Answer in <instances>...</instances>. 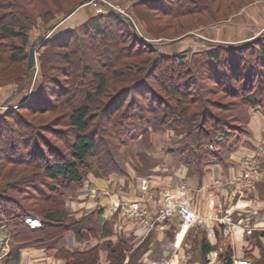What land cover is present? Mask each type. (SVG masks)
<instances>
[{"label": "trees", "instance_id": "trees-1", "mask_svg": "<svg viewBox=\"0 0 264 264\" xmlns=\"http://www.w3.org/2000/svg\"><path fill=\"white\" fill-rule=\"evenodd\" d=\"M81 1L85 0H77L64 11L63 16ZM138 5L162 16L181 15L186 9L180 0H144L135 2L132 8ZM22 23H26V26ZM34 24V17L20 0H0V40L20 34L24 45L27 42V29ZM16 25L18 29L14 28ZM120 28L128 34L119 33ZM125 37H128L125 41H129L128 48L123 53L113 51L111 57L107 58L108 64L141 53L150 54V57L141 63L126 62L127 73L121 71L124 79L113 87L104 72V68L109 67L104 66V55L101 56L109 54L108 48L102 44L98 48L100 55L99 51H94L96 55L90 57V45L83 40L88 38L93 42L108 38L116 39L119 43V39L124 40ZM208 45L210 48L202 52L196 67H193L192 60L179 61L180 56L177 55L162 54L156 57L155 45L141 39L129 22L112 10L93 15L84 24L42 43L39 48L64 51L63 57L71 65V72L66 74L74 84L66 87L56 82L53 87L56 92H50L51 96L59 98L61 106L68 107L61 117L68 129L67 153H61L57 147L43 142L47 147L45 153L42 145L33 141L41 138L40 132L22 114L23 111L44 112L53 107L47 104L50 94L43 95L44 91H40L46 87L45 83L29 103H21L0 115V159L10 165L28 166L29 169L22 178L7 179L4 185L11 189L20 187L19 191L23 193L20 199L5 194L6 188H0V232L11 245L2 259L3 264H15L18 247L44 245L68 231L73 223L68 221L63 195L75 192L88 174L101 177L112 173L124 174L125 160L138 137L149 147L151 131L173 130L179 133L174 153L186 164L191 174L201 173L206 164L222 161L228 156L247 131L250 108L258 106L264 114V30L257 38L244 44ZM21 55L25 64L21 66L19 76H9L7 80L12 78L21 83L27 78L26 51L20 47L17 53L12 54L11 60L15 61ZM70 55H75L78 61L74 63ZM84 56L93 64L86 63ZM168 68L171 71L168 75L160 77L156 74L158 70ZM113 72L111 68L110 74ZM87 76L94 81V87L85 88L79 100L75 99V95H69L71 86L74 91L80 89L77 87ZM149 79L156 82L157 89L148 82ZM109 89L112 92L106 93ZM192 92L195 95L191 96ZM218 92L233 100L236 114L229 113L219 118L209 109L207 103L211 101L204 95L214 96ZM64 94L66 96L62 97ZM194 104L196 111L190 110ZM231 105H220L218 102L214 108L221 111L231 108ZM12 119L15 125L10 124ZM17 128L35 136L23 142L28 144V148L26 152L22 151L21 157L15 158L10 155L13 153L11 147L7 149L2 143L9 142V139L11 141L16 136L15 132L18 134ZM27 216L38 218L40 227L30 228L25 223ZM48 221L58 224L50 227ZM103 247L108 251L111 264H123L120 245L107 242ZM97 249L93 247L84 252L70 253L61 251V255L72 264H96ZM225 264H232L231 258L227 257ZM256 264H264V257Z\"/></svg>", "mask_w": 264, "mask_h": 264}, {"label": "crops", "instance_id": "crops-1", "mask_svg": "<svg viewBox=\"0 0 264 264\" xmlns=\"http://www.w3.org/2000/svg\"><path fill=\"white\" fill-rule=\"evenodd\" d=\"M246 128L224 160L206 164L198 174L189 173L174 153L179 133L151 131L149 147L138 137L125 160V173L88 174L75 192L63 195L72 227L47 244L18 247L15 264H72L61 251L93 247L98 248L96 264H111L103 247L107 242L120 245L123 264H225L227 257L256 264L264 257V114L258 106L250 108ZM251 157L261 175L254 189L245 191L235 175L242 161ZM166 193L196 211L200 222L185 229L174 215L143 235L112 208L116 201L138 202L153 214Z\"/></svg>", "mask_w": 264, "mask_h": 264}, {"label": "rangeland", "instance_id": "rangeland-1", "mask_svg": "<svg viewBox=\"0 0 264 264\" xmlns=\"http://www.w3.org/2000/svg\"><path fill=\"white\" fill-rule=\"evenodd\" d=\"M20 1L27 7L30 15L34 17L35 24L33 27L27 29V42L24 45L22 44L20 34L15 37H3L0 40V115L16 108L17 105L21 103H29L30 98H32L34 93L45 83L46 87L42 88L40 91H42V93L44 91L43 95L47 94L48 96V94H50L48 96L50 97V102L47 104L48 106L53 105V107L44 110V112L29 113L23 111L22 114H24L26 119L30 121L32 127L40 132L41 138H35L33 141H37L39 145L41 144L45 153H47V147L43 145V142H46L53 147H57L61 153H67L68 129L64 126L61 117L64 112L68 111V107L61 106L62 103L59 102V98L57 99L55 96H51L50 93L52 91L56 92L53 89L56 82H59L66 87H68L70 83L71 85L74 84L66 74V72H71V65L63 57L65 52L48 49L47 47L38 48L35 51V67L32 71L27 72L28 76L23 82H17L12 78L7 80L6 77H18L21 72V66L25 64L23 55L17 57V60L13 61L11 60L12 54L17 53L20 47H22L23 51H26L27 54L30 45L37 42L41 35L53 23H55V21L59 20L63 16L64 11L77 2V0ZM99 1L100 2L98 3H86L78 8L70 18L59 24L50 33L47 39L55 38L69 29H74L84 24L93 15L106 14L110 12V7H112L116 13L122 12L130 17L136 28V31L132 30L141 37V39L155 45L156 57L162 54L177 55L180 56L179 61L183 62L192 60L193 67H196V61L202 58V52L210 48L208 43L234 44L246 40H252L258 37L256 33L261 30L262 26H264V0H180L186 9L181 15L179 14L176 16H162L143 5H138L135 8H132V4L144 0ZM23 25L26 26V23ZM18 27L19 26L16 25L14 28L18 29ZM124 29L128 30L126 26H124ZM125 30L120 28L119 33L126 32ZM263 30L264 28H262V31ZM127 34L128 33L126 32V35ZM191 34H195V36ZM182 36L184 37L180 40L171 42ZM127 38L125 37L124 40H121L120 38L119 43L116 42V39L110 40L108 38L99 39V41L95 40L93 42L88 38H84L83 40V42L90 45V57H94L97 51H99L100 55V50L98 48L102 47V44L106 45L108 48L107 50L109 54H102L101 56L104 55V66L109 68H102H104V72L107 74L109 84L113 87L119 85L120 80L124 79L121 71H123V73L126 72V67L124 66L126 65V62L130 60L134 64L141 63L142 60H146L150 57V54L141 53L133 57L129 56V58L116 60L113 64L110 62L108 64L107 58H109V56L111 57L113 51L119 52L120 50V52L123 53V50L128 48L129 41L125 42ZM70 56L71 58L73 56L72 60H75L74 63L78 61V58L75 55ZM84 61L88 64L92 63V60H89V58L85 59V56ZM111 68L114 70L112 75L110 74ZM3 70L5 73H3ZM170 72L171 71L168 68V70H158L156 74L161 77L162 75H168ZM148 82L155 89L158 88L156 82L152 79H149ZM208 86H211V84H208ZM87 87L89 89L94 87V81L88 76L85 77L82 84L77 87L80 89L74 91L71 86V91L69 89L68 94L72 96L75 95V99L77 100L82 99L83 90ZM107 92H112V89L106 90V93ZM194 93L192 92L191 96L195 95ZM65 96L66 94L62 97ZM204 97L210 99L211 102L207 103V106L210 105L209 109L215 112L219 118H223L229 113L236 114L233 100L231 98H226L222 93L220 94L218 92L214 96L205 94ZM95 102L97 105L98 99H96ZM218 102L220 105L230 103L232 105L231 108L228 107V109L220 111L219 109L214 108ZM211 105L215 106L212 107ZM194 107L195 104L190 107V110L196 111ZM10 121V124L15 125L13 119ZM17 131L18 134L15 132L16 136H13L11 141L9 139V142L2 143L3 147L7 149L11 147L13 153L10 155L15 158L21 157L23 153L22 151L26 152L28 144L25 145L23 142L28 141L29 138L33 139L35 136L26 132L27 130L22 128H17ZM98 135L102 136L101 133H98ZM4 136H6L5 133ZM27 167L22 165H10L0 159V188H6L4 192L5 194L17 199L22 197L23 193L22 190L19 191L20 187H14L11 189L4 185L7 184V179L12 178L17 180L22 178L23 175H26L29 170ZM103 193L107 192L101 191V194ZM54 224L58 223L48 221L50 227ZM6 240L8 241V238H6ZM7 245L9 246V242H7Z\"/></svg>", "mask_w": 264, "mask_h": 264}, {"label": "built area", "instance_id": "built-area-1", "mask_svg": "<svg viewBox=\"0 0 264 264\" xmlns=\"http://www.w3.org/2000/svg\"><path fill=\"white\" fill-rule=\"evenodd\" d=\"M261 171L254 158H246L242 161L239 171L236 172L235 179L239 180L242 189L245 191L253 190L256 183L259 181ZM106 195V193H103ZM158 210L150 214V212L140 205L138 202L121 203L113 202L112 208L119 210L126 220L132 222L143 235H147L157 224H163L174 215H178L181 220V225L185 229H189L200 222L201 216L191 209L186 203L175 202L169 194H164L157 201ZM220 220V219H219ZM25 223L32 229L38 228L41 222L34 216H27ZM249 235L251 229H247ZM7 240L0 235V257L8 253ZM164 264H173L171 261H166ZM232 264H249L248 259H234Z\"/></svg>", "mask_w": 264, "mask_h": 264}, {"label": "water", "instance_id": "water-1", "mask_svg": "<svg viewBox=\"0 0 264 264\" xmlns=\"http://www.w3.org/2000/svg\"><path fill=\"white\" fill-rule=\"evenodd\" d=\"M89 2H100L99 0H85V1H81L80 3H78L76 6H74L67 14H65L61 19H59L58 21H56L55 23H53L42 35L41 37L38 39L37 42H34L30 45V49L28 50V53H27V72H30L34 69L35 67V51L36 49H38L42 43L48 38V36L50 35V33L59 25L61 24L64 20H66L71 14H73L78 8H80L81 6H83L84 4L86 3H89ZM110 7V6H109ZM110 10H112L113 12H116L114 10V8L110 7ZM119 15L123 16L131 25L132 29L134 31H136V28L133 24V22L131 21L130 17H128L127 15H125L124 13L122 12H119L118 13ZM191 35H194L195 34H191ZM258 36V35H257ZM184 36L182 37H178L174 40H172L171 42H176L178 40H180L181 38H183ZM253 40V39H252ZM248 41H251V40H246V41H242V42H238V43H234V45H240V44H244ZM1 109V107H0Z\"/></svg>", "mask_w": 264, "mask_h": 264}]
</instances>
